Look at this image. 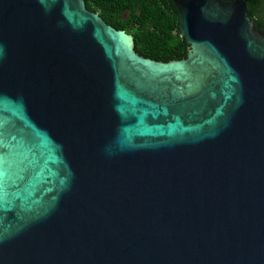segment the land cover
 I'll return each mask as SVG.
<instances>
[{
	"label": "water",
	"instance_id": "obj_1",
	"mask_svg": "<svg viewBox=\"0 0 264 264\" xmlns=\"http://www.w3.org/2000/svg\"><path fill=\"white\" fill-rule=\"evenodd\" d=\"M171 2L160 61L83 0H0V264H264V36Z\"/></svg>",
	"mask_w": 264,
	"mask_h": 264
},
{
	"label": "trees",
	"instance_id": "obj_2",
	"mask_svg": "<svg viewBox=\"0 0 264 264\" xmlns=\"http://www.w3.org/2000/svg\"><path fill=\"white\" fill-rule=\"evenodd\" d=\"M83 4L105 23L128 33L137 54L160 61L184 57L186 44L178 34L171 0H83ZM245 8L264 36V0H245Z\"/></svg>",
	"mask_w": 264,
	"mask_h": 264
}]
</instances>
